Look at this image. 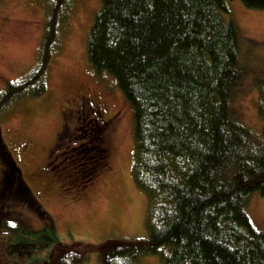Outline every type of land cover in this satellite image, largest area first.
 I'll list each match as a JSON object with an SVG mask.
<instances>
[{"label": "trees", "instance_id": "trees-1", "mask_svg": "<svg viewBox=\"0 0 264 264\" xmlns=\"http://www.w3.org/2000/svg\"><path fill=\"white\" fill-rule=\"evenodd\" d=\"M240 2L264 9V0ZM71 3L45 0L37 63L2 88L0 112L46 92ZM241 44L227 0H100L86 55L95 74L111 77L132 107L131 175L145 196L148 232L132 242L84 246L97 250L100 264H129L163 246L170 248L163 264H264V231L246 211L253 194L264 196V72L241 64ZM250 74L259 92V134L231 112L233 95ZM89 120L77 135L87 140L68 150L70 168L86 181L105 159L96 120ZM0 164L2 191L32 199L1 138ZM68 248L56 244L49 262L32 264L85 261Z\"/></svg>", "mask_w": 264, "mask_h": 264}, {"label": "rangeland", "instance_id": "rangeland-1", "mask_svg": "<svg viewBox=\"0 0 264 264\" xmlns=\"http://www.w3.org/2000/svg\"><path fill=\"white\" fill-rule=\"evenodd\" d=\"M71 2L59 29L60 46L49 66L46 92L14 101L0 112V138L32 194V199H22L2 191L0 164V264L47 263L56 244L84 253L81 264H100L97 250L84 246L97 248L148 236L145 196L131 175L132 107L111 77L95 74L86 55L87 36L100 0ZM227 4L242 40L240 62L262 75L264 9H247L240 0H227ZM44 6L45 0H0V91L26 77L36 65ZM79 95L102 105L100 120L88 113L89 108L77 107ZM258 98L250 74L231 101L234 118L256 134L262 128ZM89 119L96 120L105 159L86 181L70 168L68 150L87 140V135H71L74 125L79 129L76 134L86 133ZM246 211L254 228L264 231V196L253 194ZM26 245L37 248L30 251ZM160 250L129 264H163L162 257L170 248ZM70 261L66 259L67 264Z\"/></svg>", "mask_w": 264, "mask_h": 264}, {"label": "flooded vegetation", "instance_id": "flooded-vegetation-1", "mask_svg": "<svg viewBox=\"0 0 264 264\" xmlns=\"http://www.w3.org/2000/svg\"><path fill=\"white\" fill-rule=\"evenodd\" d=\"M77 107L79 108H89L90 111L88 113L94 115V116H97L100 120V116H101V107L102 105L100 104H96L94 103L92 100H88L87 97L85 95H79V102L76 103ZM81 109L79 110H76L77 113H80L81 112ZM102 120V119H101ZM76 121H78V118H76ZM103 122V121H102ZM104 123V122H103ZM66 126V125H65ZM64 126V128H65ZM81 130V129H80ZM68 131L71 133V131L68 129ZM79 131V129L76 127V125L73 126V134L71 136H76L78 134H76L77 132ZM99 134L96 135L97 138H99ZM50 162L48 161V163H46L47 165L49 164Z\"/></svg>", "mask_w": 264, "mask_h": 264}]
</instances>
